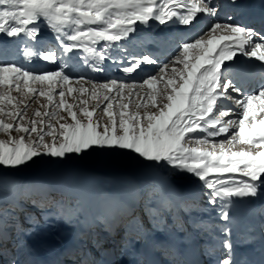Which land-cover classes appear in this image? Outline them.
Returning a JSON list of instances; mask_svg holds the SVG:
<instances>
[{"label": "snow or ice", "instance_id": "snow-or-ice-1", "mask_svg": "<svg viewBox=\"0 0 264 264\" xmlns=\"http://www.w3.org/2000/svg\"><path fill=\"white\" fill-rule=\"evenodd\" d=\"M218 11L214 0H0V35L43 44L37 38L45 23L56 43L39 56L26 47L23 55L28 62L39 58L57 65L34 72L0 60V135L7 137L0 139V168L99 147L130 150L147 162L193 174L225 222L216 264H236L228 209L234 199L255 198L264 188V84L242 93L229 69L237 55L264 64V32L233 22L231 14L220 19ZM201 14L210 18L207 27L184 41L168 63L144 55L118 65L131 74L142 64H157L158 72L140 82L73 79L65 71L62 54L89 53L97 61L93 70L103 71L108 51L120 48L138 24L193 26ZM145 86L144 96L134 91ZM40 97L44 111L37 108L29 117L27 101ZM67 97L78 103H68ZM132 97L141 101L134 108ZM90 100L97 101L91 110ZM221 100L239 109L235 119ZM101 113L106 122L94 119ZM220 136L224 139L214 140Z\"/></svg>", "mask_w": 264, "mask_h": 264}, {"label": "rangeland", "instance_id": "rangeland-1", "mask_svg": "<svg viewBox=\"0 0 264 264\" xmlns=\"http://www.w3.org/2000/svg\"><path fill=\"white\" fill-rule=\"evenodd\" d=\"M39 27L44 36L46 34L52 37L50 41L42 40L43 44L33 45L32 42L22 38L15 39L0 35V51H6L10 57H13L12 62L34 72L56 69L57 65L45 61L42 63V68L48 66L49 70L31 66V62L36 61V58L30 62L23 60L25 59L23 50L26 47L32 48L40 55L45 47H51L56 43L53 40V33L45 23L41 22ZM176 41L178 37L174 38L173 43ZM100 45L101 43L96 47L101 49L103 44ZM167 46L177 47L174 44L171 46L170 43ZM131 47L133 50L125 51L121 47L116 49L123 61L142 57L130 58L129 51L132 52L137 48L136 45ZM75 52V55L62 54L63 60L66 61L65 71L71 74L73 79L84 77L103 82L97 79H101L100 72L104 70H93L94 63L89 57L92 55L79 50ZM110 54L108 55L110 59L105 61L116 63V58L113 59L115 54ZM77 60L81 63L76 62ZM89 64H92V67H88ZM111 79L113 78L106 80ZM134 91L144 96L149 90L145 86ZM13 95L17 94L13 93ZM73 96H78V93H74ZM56 99L58 100L59 97ZM132 99L134 103L131 108H134L135 103L141 102L139 97ZM27 102L31 104L28 108L29 117L34 110L40 108L41 104L46 103L43 97H40L38 102H32V98ZM67 102L78 103L73 97H67ZM221 102L226 107L231 104L230 100H221ZM96 103L97 101L90 100L89 109L91 110ZM234 107L237 111L232 108V114L239 112L236 105ZM40 110L44 111L43 108ZM61 114L66 116V113ZM97 118L102 122L107 121V117L102 113L99 116L94 115V119ZM230 118L235 119L233 116ZM0 139L7 137L0 135ZM214 140L221 139L214 138ZM98 148L93 147L81 154H67L63 159L42 156L16 169L0 168V264L40 263V257L44 254L57 255L64 252L71 244L68 242L70 238L73 239V243L76 240L78 246L83 247L86 242L85 233L93 224L98 230L99 221L106 223L107 228L109 227L108 229L113 233L115 242L111 247L118 252L120 264H125V261L129 260L124 258V253L128 257L131 250H141L147 235H170L180 241L184 233L189 238L198 236L200 239H205L208 232H214L221 236L220 240L223 239L219 229L225 222L216 217L220 211L219 206L213 207L207 203L208 190L193 174L179 172L167 164L157 165L147 162L130 150ZM178 183L183 187L182 190L178 188ZM259 195L255 198H263L264 192L262 196ZM163 210L166 212L162 214ZM228 210L231 217L229 227L232 232L238 227L234 201ZM259 210L260 208H252L254 218H264V207ZM206 217H211V220H206ZM203 220H206L208 228L202 225ZM115 225L117 228L114 231ZM199 226L202 228L200 229ZM241 232V235L233 236L238 242L245 239L248 230L241 229ZM87 250L86 247L88 253ZM79 252L78 263L90 264L89 261L84 260L86 255H81V249ZM67 262L62 264H68Z\"/></svg>", "mask_w": 264, "mask_h": 264}, {"label": "bare ground", "instance_id": "bare-ground-1", "mask_svg": "<svg viewBox=\"0 0 264 264\" xmlns=\"http://www.w3.org/2000/svg\"><path fill=\"white\" fill-rule=\"evenodd\" d=\"M216 2V1H215ZM221 4H219L218 6H220ZM155 21L153 20V22H151V23H149L150 24V26H149V24L148 25H137V29H136V31L134 32V33H132V34H130V36L126 39V40H123V42H119L120 43V45L122 46V45H124V44H126L127 43V40H130L133 44H135V43H137V45H140V46H142L143 45V43H141L140 42V40L139 39H137V38H133L132 39V35L134 34V36L136 37V35H141V34H143L144 32L146 33V34H148L146 31L150 28L151 29V32H152V34L150 35V37H154L153 35H154V33H157V32H159V33H161V34H163L162 36H164L165 38H168L169 37V35L167 34V32L169 33V31H172L173 33H175V34H179V30L178 29H174V28H171V24L172 23H169V24H166V25H160L158 22H155ZM156 23H158V25L156 26ZM195 25V24H194ZM193 25V26H194ZM193 26H191V27H193ZM145 28H146V30H145ZM165 28L166 29H168L167 30V32H164V30H165ZM50 30V29H49ZM48 30V31H49ZM46 32V31H45ZM158 33V34H159ZM50 34V33H49ZM149 35V34H148ZM196 35H198V34H195V35H192V34H190L189 33V35L188 36H196ZM40 37H42L43 38V40H49L50 39V36L48 35H46L45 37H43V35L42 34H40ZM16 39V38H15ZM19 39H21V38H19ZM39 40V39H38ZM2 41H4V40H2ZM7 41V40H6ZM13 41V40H12ZM143 41V40H142ZM1 42V41H0ZM5 42V41H4ZM11 42V41H10ZM7 43H9V42H7ZM12 43V42H11ZM16 43V42H15ZM17 43H19V42H17ZM22 43H23V41H22ZM50 43V42H49ZM104 42H101V45L103 44ZM13 44V43H12ZM5 45H6V43H5ZM9 45V44H8ZM100 45V46H101ZM3 46H4V43H3ZM5 47V46H4ZM9 47V46H8ZM11 47V46H10ZM15 47V46H14ZM13 47V48H14ZM122 47H124V46H122ZM148 48H146V49H148L149 51L151 50V49H158L159 50V52H158V54L155 56V58L157 59L158 57H160V55L162 54V53H164V49L162 48V46H160V45H154V47H152V46H147ZM6 48V47H5ZM12 48V47H11ZM99 48V47H98ZM19 49V48H18ZM117 48H115V47H112L110 50L111 51H108V55L110 54V53H114L113 55V57L114 58H117V57H119V54L120 53H117L118 51L116 50ZM12 50V49H11ZM20 50H21V48H20ZM14 51H15V48H14ZM13 51V52H14ZM6 51H0V60H5V61H8V60H10V54L9 53H5ZM9 52V51H8ZM15 52H17V51H15ZM110 52V53H109ZM14 55V54H13ZM111 55V54H110ZM15 56V55H14ZM131 56H133V55H131ZM90 57V59L92 60V62L94 63V65H96V63H97V61H96V59H95V57H92V56H89ZM121 57V56H120ZM17 58V57H16ZM172 59V58H171ZM170 59V60H171ZM123 62H122V60H119V62H117L116 64H115V66H113V67H107L109 64L107 63V62H103L102 64H100V67L101 68H103V70H104V72H100V77H101V79H103V80H106V79H109V78H116V79H119V80H125V81H129V82H131V81H138V80H140V79H145V78H147L148 77V75L150 74V73H152V74H155L156 72H158V68H154V70H152V72H151V70H147V69H143V70H141V72H140V74L139 75H132V74H125V73H123L121 70H120V67L118 66V65H121ZM111 64V63H110ZM113 64V63H112ZM111 64V65H112ZM52 65V64H51ZM241 65V62H240V60H239V58L238 57H236L235 58V60L233 61V62H231V67H230V69H232V68H238L239 66ZM257 72V70H255L254 72H252L251 74H245L244 76H242V77H235V78H232V80L235 82V84H236V86L237 87H239V85H238V81H246V80H249L250 79V77L252 76V75H254L255 73ZM135 74V73H134ZM129 76H130V78H131V80H130V78H129ZM242 83V82H241ZM240 88V87H239ZM234 117V114H231V116L230 117ZM235 117H236V114H235ZM198 135H203L202 133H197ZM222 136H220V137H216V139L217 138H221ZM99 149V148H98ZM101 156V155H100ZM99 157V156H98ZM142 159V158H141ZM129 165V164H128ZM164 165V164H163ZM168 167V166H167ZM169 168H171V167H169ZM171 171V170H170ZM173 174V173H172ZM178 188L179 189H182L183 187L181 186V185H178ZM261 192H264V188H262L261 190H260ZM261 195V194H260ZM166 196V195H165ZM164 196V197H165ZM167 196H169V195H167ZM174 196V195H173ZM183 198H184V196H183ZM182 199V198H181ZM175 200V199H174ZM234 201V200H233ZM236 202H237V206H238V209H239V211H241V215L242 216H246V214L249 212V210H250V205H251V203H252V201H251V197H248V198H243V199H236ZM108 203V202H107ZM104 208V207H103ZM120 212V211H119ZM123 213V212H122ZM124 214V213H123ZM93 218V217H92ZM96 219V218H95ZM99 219V218H98ZM93 220V219H92ZM96 221V220H95ZM263 222V220H261V221H259V223L261 224ZM60 223V222H59ZM61 225V224H60ZM58 227V226H57ZM64 228V227H63ZM61 233V232H60ZM72 237V236H71ZM73 238V237H72ZM70 240L71 241H73V239H71L70 238ZM240 240V239H239ZM58 241V240H57ZM115 242V241H114ZM238 242V241H237ZM84 244V243H83ZM59 246V245H58ZM40 247V246H39ZM126 248V247H125ZM192 249L194 250V253H190L189 254V256H187V258H186V262H187V264H197V261L200 259V256H199V254L196 252V245H193V247H192ZM41 250V249H40ZM163 251H166V249L165 250H162V252ZM40 253V252H39ZM43 253V252H42ZM75 253V252H74ZM35 255V254H34ZM52 255V254H51ZM67 258H69V259H67ZM70 258H73L74 259V257H71V256H66L65 257V261H68V262H74L75 260H73V259H70ZM51 259L52 258H49L48 256H45L44 258H43V260L44 261H47V262H49V261H51ZM76 262V261H75Z\"/></svg>", "mask_w": 264, "mask_h": 264}]
</instances>
